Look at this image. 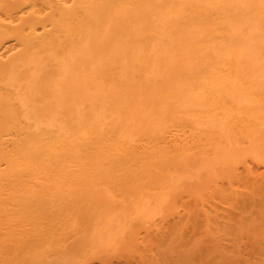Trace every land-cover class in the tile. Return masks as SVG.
Instances as JSON below:
<instances>
[{"label":"bare ground","instance_id":"bare-ground-1","mask_svg":"<svg viewBox=\"0 0 264 264\" xmlns=\"http://www.w3.org/2000/svg\"><path fill=\"white\" fill-rule=\"evenodd\" d=\"M0 264H264V0H0Z\"/></svg>","mask_w":264,"mask_h":264}]
</instances>
